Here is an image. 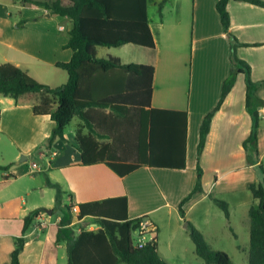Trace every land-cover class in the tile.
<instances>
[{"label": "crops", "instance_id": "obj_1", "mask_svg": "<svg viewBox=\"0 0 264 264\" xmlns=\"http://www.w3.org/2000/svg\"><path fill=\"white\" fill-rule=\"evenodd\" d=\"M162 1L148 0L155 47L134 43L117 47L124 50L126 60L122 55L108 54L121 58L123 63L155 67L151 107H136L133 116H120L109 108L94 111L96 125L128 117L126 123L131 120L137 125L132 132L138 134L139 130L142 137L138 124L146 112L161 110L153 115L152 148L136 142L131 147H116V155L122 160L148 158L136 169L120 174L107 161L83 164L75 136L78 130L87 134L89 129L81 118H73V129L68 127L71 123L66 127L65 140L56 139L50 144L56 126L51 115L35 114L33 98L18 102L0 94V166H9L0 171V264L11 261L16 240L22 236L24 218L37 208L52 209V215L41 212L25 234L21 263L60 264V255L68 264V241H58L59 221L68 217L65 205L80 207L82 203L123 197L127 199L129 219L145 217L157 226L159 251L168 262L176 253L183 256L191 238L185 231L187 221L201 230L210 244V235H223V227L214 221L211 196L225 200L230 208L226 227L231 224L236 248L248 255L249 248L239 244L241 238L232 219L238 211L244 213L242 222L250 245L249 212L257 200L248 185L264 177V105L259 108L257 140L245 147L254 119L246 103L244 73L236 76L231 91L215 112L200 155L198 146L202 122L218 104L231 73L230 33L239 41L236 54L251 66L252 80L260 84L258 95L264 100V7L230 0L229 33L221 22L217 0H167L160 7ZM150 2L160 8L157 18L150 16ZM167 8L171 10L168 14ZM72 27V19L43 7L23 5L20 0H0V64L12 63L51 87L65 84L68 72L57 63L68 62L72 57V50L66 47ZM190 31L189 53L186 47ZM131 57L134 60H129ZM103 141L111 143V139ZM116 158L109 161H118ZM36 159L47 162L45 167L38 165ZM198 164L203 170L202 190L183 203L196 186ZM34 166L44 176L33 174ZM52 183L61 187L59 203ZM216 216L221 219L225 214L217 212ZM90 219L96 224L94 217L85 216L83 225ZM75 224L73 220L62 226L64 237H69Z\"/></svg>", "mask_w": 264, "mask_h": 264}, {"label": "trees", "instance_id": "obj_2", "mask_svg": "<svg viewBox=\"0 0 264 264\" xmlns=\"http://www.w3.org/2000/svg\"><path fill=\"white\" fill-rule=\"evenodd\" d=\"M230 0H217L216 8L226 32H229L231 17L228 11ZM264 7L263 0H242ZM23 5L43 7L50 12L72 19L73 27L69 31V41L66 45L73 52L68 62H59L57 66L68 72V81L60 86L51 87L32 77L27 71L12 64H0V94L10 96L20 102L24 99H34L33 111L37 115H51L56 122L50 144L56 139H66L65 129L74 117L81 118L87 128V134L78 130L75 139L82 151V163L92 164L107 161L108 165L118 173H128L136 169L148 158L135 159L130 162L122 160L116 155L117 146H138L152 148L155 143L153 115L161 110L151 109L138 124L143 130L141 137L132 132L137 127L131 120L115 119L109 123L96 125L94 111L109 108L120 116L134 114L136 107H151L155 67L142 63H123L117 56L99 57L97 47H122L127 43L155 47L156 41L149 25L148 0H20ZM167 2L163 0L160 7ZM230 33V32H229ZM231 36L232 68L225 80L221 98L216 107L209 112L200 128V142L198 154L205 147L207 135L210 131L212 118L222 105L225 97L231 91L236 76L242 72L247 84V107L254 119L251 136L245 141L256 142L257 127L259 126V108L264 100L258 95L257 82L251 77V66L236 54L240 45L237 38ZM131 107L127 109V107ZM1 124V112H0ZM127 124V125H126ZM126 125V126H125ZM100 126V127H99ZM111 139V143L103 140ZM102 140V141H101ZM116 148V149H115ZM115 161H109L113 157ZM146 160V161H145ZM9 166H0L7 170ZM198 177L194 190L183 200L188 201L196 192L202 190L203 170L198 164ZM263 175L264 168L261 166ZM57 189V202L62 195L61 187L52 183ZM248 190L257 200L249 212L250 217V245L248 250L249 264H264V177L258 183H250ZM212 200L230 216L229 204L225 200L211 196ZM68 217L59 221L58 241L67 239L68 264H170L160 253L157 238L148 241L143 247L133 243V232L139 226L140 217L129 219L127 214V199L114 198L104 201L80 204L78 218L92 216L99 229L88 230L82 226L75 234L72 229L69 237H64L62 226L73 221L70 205ZM46 208H37L24 218L22 236L16 240L11 254V261L4 264H22L20 254L25 245V234L31 228L35 219ZM184 214L183 209L181 208ZM55 212V208L53 209ZM188 222V229L193 240L196 253L207 264H232L228 252L215 249L205 235L192 222ZM86 224V223H85Z\"/></svg>", "mask_w": 264, "mask_h": 264}, {"label": "rangeland", "instance_id": "obj_3", "mask_svg": "<svg viewBox=\"0 0 264 264\" xmlns=\"http://www.w3.org/2000/svg\"><path fill=\"white\" fill-rule=\"evenodd\" d=\"M171 10L169 8H167L166 13H170ZM149 13L151 17H155L157 18L159 16L160 13V8L159 6H154L152 2H150L149 4ZM189 19H191V12L188 14ZM61 22V21H60ZM62 23V22H61ZM61 24L58 23L57 26H60ZM56 26V27H57ZM65 31V30H63ZM67 32V31H66ZM191 36H192V32H189V41L187 44V51L190 53L191 52V48H192V44H191ZM114 54V55H122V57L126 54H124V50L117 48V47H106V46H99L98 47V56L99 57H106L108 56V54ZM134 57V55H132ZM131 57L129 60H134V58ZM125 60L126 58L123 57ZM78 118V116H77ZM70 129H73L74 127V123H71V125L68 126ZM36 163L39 165H42L43 167H45V164L47 162L42 161V160H38L36 159ZM31 172L35 175H39V176H44V172L40 171V168L38 166H34L31 169ZM215 208H214V212H213V217H214V221L220 226V228L223 227V235L222 236H217L216 234L214 235H210V242H212L211 244H213V248H224L229 250L228 253H230L231 259H232V264H249L248 263V255H246L244 252H242V250H238L235 246V239L233 237L232 234V228H231V224L229 226V228L226 227V223H227V217L225 216H221L222 218L219 219L218 216H216L217 212H220V214L222 212H224V210L217 205L214 202ZM230 210V208H229ZM64 211L69 213L67 208H64ZM225 214V212H224ZM230 218V216H229ZM228 218V219H229ZM244 219V213L241 211H238L234 217H233V225L235 226V229L238 231L239 236H240V241L239 244L241 243V245H247V247L249 248V240H248V231L246 230V228L244 227V223L242 222V220ZM250 219V217H249ZM73 220L76 221V224L74 225V232L75 234H78L82 228V226H85L88 230H98L99 226H97L96 224L93 225L94 220L90 219V220H86L88 222H86V224L83 225V221L79 220L76 217V214L73 213ZM185 231H188L189 233V229L188 227L186 228ZM248 243V244H247ZM186 249H183V256H177V253L171 257H166L169 260L170 264H207L205 262L204 259H202L201 257H199L197 255V253L195 252V244L193 242V240L191 238H189V240H187V243L185 244ZM249 250V249H248ZM247 250V251H248ZM181 251V250H180ZM59 262L60 264H67V259H61L60 255H59ZM120 264H124V263H120Z\"/></svg>", "mask_w": 264, "mask_h": 264}, {"label": "built area", "instance_id": "obj_4", "mask_svg": "<svg viewBox=\"0 0 264 264\" xmlns=\"http://www.w3.org/2000/svg\"><path fill=\"white\" fill-rule=\"evenodd\" d=\"M62 28H64V26H62ZM70 206L72 212L75 213L78 218L80 207L77 204H71ZM157 230V226L152 221H150L148 218L140 217L139 226L133 232L134 245L141 248L148 241L155 240L157 238Z\"/></svg>", "mask_w": 264, "mask_h": 264}, {"label": "water", "instance_id": "obj_5", "mask_svg": "<svg viewBox=\"0 0 264 264\" xmlns=\"http://www.w3.org/2000/svg\"><path fill=\"white\" fill-rule=\"evenodd\" d=\"M22 158H25V157H22ZM47 213H48L49 215H52V209H47Z\"/></svg>", "mask_w": 264, "mask_h": 264}]
</instances>
